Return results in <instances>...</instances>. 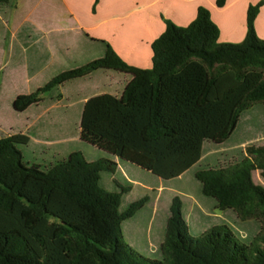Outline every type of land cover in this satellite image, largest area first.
Segmentation results:
<instances>
[{
	"label": "trees",
	"instance_id": "1",
	"mask_svg": "<svg viewBox=\"0 0 264 264\" xmlns=\"http://www.w3.org/2000/svg\"><path fill=\"white\" fill-rule=\"evenodd\" d=\"M10 2L0 0V7ZM263 5L248 7L238 44L219 42L209 10L199 7L185 27L164 20L151 44L150 69L126 64L106 45L101 58L16 97L13 109L24 112L45 93L97 71L126 74L131 79L119 97L102 94L84 103L80 139L163 181L177 179L199 163L206 142L225 143L241 115L264 104V41L255 31ZM28 143L25 134L0 137V264H264V145L249 148L240 163L194 174L201 194L246 233L244 243L226 225L192 236L183 219L184 210L191 216L189 206L176 196L159 256L149 258L123 241V222L147 199L120 210L130 187L113 179L115 162H89L72 152L42 171L23 163L16 146Z\"/></svg>",
	"mask_w": 264,
	"mask_h": 264
},
{
	"label": "crops",
	"instance_id": "2",
	"mask_svg": "<svg viewBox=\"0 0 264 264\" xmlns=\"http://www.w3.org/2000/svg\"><path fill=\"white\" fill-rule=\"evenodd\" d=\"M260 1L227 0L225 6L219 9L215 6V0H17L16 5L9 3L0 7V40L7 41L5 47L0 46L1 83L13 80L19 86V93L16 92L10 98L13 104L16 97L33 93L29 86L48 70L77 67L80 63L91 62L94 57L104 55L106 45L126 64L149 69L151 44L163 33L164 20L185 27L195 19L199 7L209 10L212 21L219 29V42L240 43L246 34L247 9ZM255 31L258 38L264 41V5L255 19ZM8 69L10 71L6 75ZM114 72L97 71L87 78L73 80L45 93L40 103L24 112H17L26 115L24 122L13 119L11 123L4 120L0 106V137L25 134L29 137V143L20 146L21 149L51 150L49 148L56 147L52 154L59 159L60 155H64L63 146L70 141L65 133L70 131L71 125L77 134L75 139L83 142L80 139L79 121L84 103L102 94L119 97L131 79L127 75L118 80V72ZM75 87L86 91L77 101L72 100L71 90L67 91ZM1 125L9 127L8 131L7 128L2 129ZM203 148L198 164L204 159ZM66 155L68 157L69 154ZM108 156L117 165L114 180L116 174L120 173L122 179L131 185L130 190L137 186L145 187L140 173L149 172L117 157ZM185 174L174 180L181 182ZM157 182L159 191H167L166 199L170 196L172 199L175 193L187 197L184 192L165 183L169 181L158 178ZM168 209L169 206L163 207L166 216L162 223L157 224L160 228L164 223V230ZM140 211L122 224L130 243L138 250L135 234L137 227H153L155 222L153 218L146 217L139 221ZM189 213L190 219L195 222L203 218L224 216L215 203L203 198L199 202L192 199ZM137 249L134 250L140 253Z\"/></svg>",
	"mask_w": 264,
	"mask_h": 264
},
{
	"label": "rangeland",
	"instance_id": "3",
	"mask_svg": "<svg viewBox=\"0 0 264 264\" xmlns=\"http://www.w3.org/2000/svg\"><path fill=\"white\" fill-rule=\"evenodd\" d=\"M17 0H11L10 3L16 5ZM228 44H238L231 42H223ZM7 45V41L2 39L0 40V46L5 47ZM99 59L101 57H94ZM92 60V61H93ZM90 61L80 63V66L87 64ZM77 66V67H78ZM77 67H63L62 69H50L44 73L42 77H40L34 84L30 85L29 88L35 92L39 88L45 86L52 78L60 74L61 72L68 71ZM150 69V68H149ZM10 69L6 71V75L9 74ZM115 73V72H114ZM2 75V74H1ZM119 75V79H124L127 77L126 74L117 73ZM19 86L16 83H13V80H10L6 84L1 83L0 78V106L1 112L4 117V120L9 122H14L13 119H17L19 121H25L26 115L17 113L13 110L11 104V96L19 93ZM71 94V98L74 101H77L81 98L84 92V88H69ZM82 90V92L80 91ZM59 93V92H57ZM62 93H64L62 91ZM11 122V123H12ZM72 123V122H71ZM4 125V124H3ZM1 125V128H7ZM70 141L65 143L63 146L64 155H60L59 159L53 157V151L56 147H51V150H41V149H31V148H20V146H16L17 149L22 153V161L24 164L28 166H36L40 168L42 171H47L50 166L66 160V154H71L72 152H80L85 160L89 162H96L100 159H107L115 162L111 157L106 154H102L91 147V145L81 142L79 139H75L76 131L73 125H71V129L68 133ZM264 145V104L263 103H255L253 104L247 111H245L239 120V123L232 133L231 137L223 144L217 145L211 142H206L203 148V156L204 159L200 162V164L195 165V167L185 174L184 179L180 182L177 180L165 182L168 186H174V188L179 189V191L184 192V195L187 197H183L178 193L174 194V197H179L185 202V205L188 207L192 205V199L199 202L201 198L210 201L211 203H215L212 199L203 196L199 190L200 184L194 178V174L196 171L205 169V168H219L226 167L229 165H234L240 163L243 159L247 157L248 149L251 147H258ZM59 149L61 147H58ZM68 155V156H69ZM141 181L145 187L137 186L132 188L130 192L123 196L120 210H124V208L135 201H139L141 199H147L145 206L140 211L138 216L139 221L143 218H153L155 220L153 227L149 228H141L137 227L136 234V244L139 247H135L130 240L128 239L124 227L122 226V237L123 241L134 249H137L143 256H149L152 258H158V244L161 241L164 234V223L163 226L159 228L157 226L158 223H162L165 218V212L163 211L164 206H169L171 202V196L166 199L167 191H159V187L156 185L158 182V178L153 176L152 174H146V172H141ZM122 174L117 173L115 176L116 182L123 186H128L130 184L127 181L122 179ZM106 176H103L102 181ZM255 182H259L257 177L255 176ZM131 186V185H130ZM149 187V188H147ZM165 193V194H164ZM169 196V195H168ZM188 198H191L188 199ZM185 206V207H186ZM142 218V219H141ZM183 219L188 226L189 233L192 236H199L203 231L207 230L213 225H226L236 240L240 243H244L245 240L242 239V236H246L244 231H241L237 228V226H233L231 221L225 217H213L209 219H202L198 222L192 221L186 211L183 212ZM145 252V253H144Z\"/></svg>",
	"mask_w": 264,
	"mask_h": 264
}]
</instances>
